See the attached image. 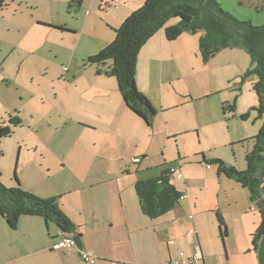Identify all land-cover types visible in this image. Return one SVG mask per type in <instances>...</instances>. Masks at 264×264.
I'll return each instance as SVG.
<instances>
[{"label":"crops","instance_id":"obj_1","mask_svg":"<svg viewBox=\"0 0 264 264\" xmlns=\"http://www.w3.org/2000/svg\"><path fill=\"white\" fill-rule=\"evenodd\" d=\"M241 1L242 3H250L252 8L256 5V11L260 7H264V0ZM144 2L145 0H81L78 6H74L77 11L81 9L82 14L83 12L87 16L93 14L91 22L84 18L86 21L85 28H90L92 34L95 33L96 43H92V45L96 47L98 53V51L113 42L115 38L114 31ZM177 22L175 19L170 20L165 27L173 26ZM164 32V28L158 31L141 48L137 57L135 72L138 91L150 101L157 110V114L163 116V125L167 126L168 117L174 110L178 111L184 107L189 108L192 106L196 111L194 119L181 115V123L182 127H192L190 132L196 133L199 139L203 129L217 130L218 135L221 133V138H225L226 144L254 137L262 123H254L255 128L250 127L248 123H245L246 121L239 120L238 116L248 112L251 107L257 106V96L250 99L247 105L240 106L236 102L234 115L231 116L232 121H228V115L230 114L228 112L223 113L222 107L224 103H229V101H224L220 97L214 103L213 101L207 103L208 98H213L217 94V90L210 89L208 92L201 93V80L198 78L194 81V87H183L179 83L184 78L191 76L188 74L189 71L194 70L195 73L197 71L195 69L199 68L201 63L202 65H208L210 62L219 60V63L224 67H230V70L226 72L231 74L225 78L229 84L233 78L241 77L250 68L248 65L239 64L237 60L240 53L234 51V49H224L204 64L201 61L198 49L201 32L194 35L183 33L174 41H167ZM93 53L96 54V52ZM93 53L88 57L94 55ZM242 58L244 62V57ZM110 64V61L99 66L85 64L86 68L90 70L88 75L79 81L74 80L71 82V79H69L70 92L59 90L61 93L56 99L57 110L52 116H44L47 129L44 131V136L40 137V148L42 154L44 153L42 157L47 162V164L42 162L44 169L49 170L52 167L48 157H53L63 164L65 161H69L73 152L77 150L80 167H73L71 164L69 167L73 171H67L70 176H66L70 188L51 185L52 188L46 189L48 186H44V189L42 188V192H40L42 193L40 197H56L59 208L64 207V210L60 209L77 227L76 231L81 234L80 250L94 258V264H166L170 259H173L176 252L181 251L185 253L198 251L201 254L200 264H218L217 260H223V264H264V235L259 240L256 251L253 250L251 244L252 234L261 223L259 211L254 203L250 201L248 190L224 174L216 172L218 197L212 203V206L205 210H199V208L196 210L195 205L192 206L191 210L194 213L201 215L200 217L204 216L199 220L193 217L192 220H188L189 223L178 224L176 222L174 225L167 226L169 218L163 217L164 215L155 220H150L141 213L135 194V183L138 180L156 178L161 170H168L171 165L160 168L158 172L151 171L143 166L148 159V153L140 150L137 144L139 143L142 126H147L126 107L117 86L114 92L108 91V88H112L111 82H116L114 78L104 74ZM232 65L234 66L233 69H231ZM61 80L64 81L62 78ZM65 82L67 84L66 80ZM54 90L55 88H53ZM201 100H204L202 114ZM123 115L127 120L128 117L131 118L127 122L128 128H131L133 133H129L127 136L123 134V137L120 136L124 133L122 130H117V133L121 139L127 141V151L133 149L131 153L133 156L130 159L133 157L141 159L138 164H132L129 159L128 163L133 167L129 169L131 173L124 171L128 169L126 168V158L120 157V154L125 152V147L122 148V151L116 149L102 151L99 149V139L97 144L89 135L90 133L100 132L106 122L109 126L107 132H109L118 118ZM181 116L179 115V117ZM252 116L253 114L250 113V117ZM124 121L123 118L125 124ZM20 122L22 124V121ZM230 125L232 126V133H235L233 137L229 135ZM223 127L224 133L220 132L223 131ZM149 133L151 132L149 131ZM185 134V130H178L173 136L181 138ZM237 146L243 147L244 161V155L251 150L252 142H247L244 145L235 144V148ZM90 149H93V152L99 151L96 153L103 160L110 159V153H112L114 155L113 159L121 162L119 168L115 166L117 171L84 170L81 165L85 155H91L90 151L87 152ZM203 159L205 161L212 160L202 157L201 161ZM226 161L223 162L227 165H235L231 160ZM242 166H244L242 168L244 170L245 162ZM173 167L182 174L180 163L173 165ZM211 169L212 166L210 165L207 170ZM47 172L49 173V171ZM42 177L45 179L53 178V176L47 178L45 175ZM125 178L133 180L130 183L133 189L131 193L125 191ZM173 180L182 181L183 175L180 180L173 178L170 181L181 194L189 195L187 184H183L182 188L179 189L175 186ZM15 182L9 181L5 185L10 188L17 187V182ZM18 183L22 186L19 180ZM22 188L36 194L34 189ZM68 193H70L68 197L61 199L67 196ZM220 202L221 204H219ZM220 205L223 206L222 209ZM179 208L178 203L172 210L174 211L173 216L181 217ZM208 212L210 214L214 213L215 218L216 213H219L226 227V236L222 238L219 234L216 219L218 233L213 235L216 240V242L213 240L215 242L213 244L210 241L208 242L206 236L204 237V225L207 220L210 226V217L206 216ZM229 215L234 216L237 221V232L228 222ZM45 226L44 220L40 217H22L19 220L17 229L10 230L4 217L0 216V264H33L30 263L29 259L36 253L42 255L40 262H44L43 264H87L81 261L77 249L59 252H52L49 249L57 239L67 235L62 233L55 224L48 226V234L43 241L39 242L40 236H42L41 227ZM190 229H194L196 235L187 239L184 231L186 233ZM142 235H145L147 239H139ZM230 238L237 241L238 251L236 249L230 250ZM219 241H221L223 248L224 242L227 244L228 256L221 252ZM37 245L40 249H37ZM232 254L239 256L237 263H235ZM221 256H225V259H221Z\"/></svg>","mask_w":264,"mask_h":264},{"label":"rangeland","instance_id":"obj_2","mask_svg":"<svg viewBox=\"0 0 264 264\" xmlns=\"http://www.w3.org/2000/svg\"><path fill=\"white\" fill-rule=\"evenodd\" d=\"M71 1L73 0H7L6 6L0 10V125L11 126L10 120L12 119L13 122H15V119L22 121V124L19 122V124L12 127L13 134L10 137L0 140V182L7 187L6 182H15V173L16 178L22 185L17 184V187L34 189L36 194L30 190H24L38 197L42 194L40 192H42L44 186H48L46 189L52 188L51 185L70 188L66 176H70L67 171L73 170L69 166L72 164L73 167H80L76 150L70 160L65 161L63 164L53 157H48L52 167L49 170L44 169L42 162L44 164H47V162L42 157L44 153L42 154L40 148V137L44 136V131L47 129L44 116L55 114L57 110L56 99L61 93L59 90L69 93V79H71V82L74 80L79 81L88 75L90 70L85 66L87 64L86 59L93 52L97 53L96 47L92 45V43H96L95 33L92 34L90 28H85L86 21L84 20L85 18L91 22L93 14L89 16L84 12L82 14L81 9L77 11L73 3L69 6ZM219 5L224 12L229 13L237 20L248 21L253 26L264 24V10H262L264 7H260L256 11V5L252 8L250 3H242L241 0H221ZM234 51L240 53L237 60L239 64L248 65L249 67L250 58L246 51L243 49H234ZM242 57H244V62ZM233 67L232 65L231 69ZM229 70L230 67H224L219 63V60L210 62L208 65H202L201 63V66L195 69V73L194 70L189 71L188 74L191 76L184 78L179 83L183 87H194V81L198 78L201 80V93L208 92L210 89L217 90V94L213 98H208L207 103L208 101L214 103L221 97L224 101H229L228 104L235 100V106L236 102L240 106L247 105L250 99H254L256 96L252 89L254 79L241 81V77H237L236 79L233 78L228 84L225 78L231 74L226 72ZM111 85L112 88H108V91L114 92L117 86L116 82H111ZM53 88H55L54 91ZM203 101L201 100V114ZM178 111L174 110L169 115L166 127L163 125V116L158 114L151 129L142 126L139 143L137 144L140 150L148 153V159L143 166L151 171L158 172L162 167L170 165L173 167V165L180 163L183 180H173V183L179 189L182 188L183 184H187L189 187V195L182 193L183 198L179 201L181 217L173 216L174 211L163 216L169 218L167 226L174 225L176 222L178 224L189 223L188 217L190 215L195 219H201L204 216L200 217L201 215L194 213L191 210L192 206L195 205L196 210L198 208L199 210H205L211 207L218 197V187L216 186L217 166L211 164L213 171L212 169L207 170L205 164L201 161L202 157L206 159L218 158L224 162L231 160L235 163L236 166H233L237 170L244 168L242 166L244 162L243 147L237 146L235 148V144L239 141L226 144L225 138H221V133L218 135L217 130L208 129L201 131V138L199 139L196 133L190 132L192 127H182L181 123L182 116H189L190 119H194L196 112L194 108L192 106L189 108L184 107ZM228 113L230 114L228 115V121H232L231 116L234 113ZM251 113L253 116H249L245 122L248 123V126L254 127L253 124L259 122L263 124V120L258 117L256 112ZM179 115L182 116L179 117ZM32 116L33 118H31ZM128 120H131V118L128 117ZM128 120L123 115L118 118L109 132H107L109 126L106 122L100 132L90 133L89 135L97 144L99 139V149L102 151L106 149L122 151V148L125 147V152L119 154L121 158H126V168L128 169L124 171L131 173L129 169L133 167L128 162L130 157L133 156L131 155L133 149L127 151V141L120 138V136L123 137V134L127 136L129 133H133L132 129L128 128ZM14 128L16 129L14 130ZM117 130H122L124 133L119 136ZM178 130H185L186 134L181 138L173 136ZM220 132L224 133V127L223 131ZM232 132V126L230 125L229 135L233 137L235 133ZM89 151L91 155L86 154L81 165L86 171L89 169L117 171L115 166L119 168L121 164L120 161L113 159L114 155L112 153H110V159L103 160L96 153L99 151L93 152V149H90L87 152ZM118 170L120 171V169ZM63 171H65L64 175ZM43 175L47 178L53 176V178L45 179L42 177ZM132 181L131 178H125L126 193L133 191L130 185ZM69 195L70 193L61 199ZM60 208L64 210L63 206ZM220 208L222 209L223 206L220 205ZM206 216L210 217V226L207 220L204 225V237L206 236L208 242L210 241L213 244L216 242L213 235L218 233L216 218L215 214H210V212ZM228 222L237 232L235 217L229 215ZM50 225L54 224L48 222L47 226L41 227L42 236H40L39 242L43 241L48 234V226L50 227ZM179 231L181 232L180 229ZM146 235L150 238L148 234ZM185 238L190 239L189 237ZM139 239L146 240L147 237L142 235ZM219 247L221 252L226 255L228 252L227 244L224 242L223 248L221 241H219ZM229 248L238 251L235 239L230 238ZM37 249H40L38 245ZM49 249L51 250V247ZM176 256H178V252L173 256V259ZM232 257L235 263L239 261V256L232 254ZM41 258L42 255L36 253L29 260L33 264H43L44 262H40ZM221 259H225V256ZM217 261L218 264H223V260Z\"/></svg>","mask_w":264,"mask_h":264},{"label":"trees","instance_id":"obj_3","mask_svg":"<svg viewBox=\"0 0 264 264\" xmlns=\"http://www.w3.org/2000/svg\"><path fill=\"white\" fill-rule=\"evenodd\" d=\"M221 0H145L144 4L132 12L114 31L112 43L98 53L86 59L89 65H111L105 71L106 76L116 80L120 96L130 112L151 128L157 110L150 101L138 91L135 82L137 57L141 48L158 31L164 28L167 41H174L183 33H202L198 40L201 61L206 64L224 49H243L250 58V68L241 76V81L254 78L252 89L257 96L258 104L238 118L246 121L251 112H256L263 120L257 134L238 142H252L251 150L244 155L245 169L237 170L219 159H203L205 165H216L217 173L224 174L240 184L249 192V198L257 207L261 223L252 234V248L257 250L258 242L264 235V199L261 196L264 177V24L253 26L248 21H240L219 5ZM7 0H0V10ZM81 0H73L75 6ZM173 19L177 23L165 27ZM238 90V89H237ZM240 90V89H239ZM223 113L235 112V100L223 104ZM11 126L0 125V140L12 134V127L20 120H10ZM1 155V153H0ZM140 159V158H139ZM141 161V159H140ZM1 175V173H0ZM14 180L18 183L16 174ZM141 213L155 220L172 211L183 194L171 184L168 171L161 170L158 177L138 180L135 185ZM0 216L4 217L7 227L16 230L22 217H40L46 226L55 224L64 234H70L78 247L81 246V234L76 226L60 210L56 197L41 198L20 187L7 188L0 182ZM219 234L226 236V227L219 213H216ZM53 252V251H52Z\"/></svg>","mask_w":264,"mask_h":264},{"label":"built area","instance_id":"obj_4","mask_svg":"<svg viewBox=\"0 0 264 264\" xmlns=\"http://www.w3.org/2000/svg\"><path fill=\"white\" fill-rule=\"evenodd\" d=\"M132 164H138L140 159L138 157H133L130 159ZM206 168L209 169L210 165H206ZM169 179H177L180 180L182 178V174L176 171L175 167H170L168 170ZM262 198H264V190L261 193ZM183 198V197H182ZM181 198V199H182ZM189 220L193 219V216L190 215L188 217ZM186 237L192 238L196 235V231L194 229H190L185 233ZM70 249H77L78 255L80 259L87 264H94L95 259L91 258L89 254L83 252L78 247L75 239L73 236L64 235L57 239L51 246L52 251H63V250H70ZM201 263V254L198 251H190L189 253H185L183 251L178 253L174 259H170L166 264H200Z\"/></svg>","mask_w":264,"mask_h":264},{"label":"clouds","instance_id":"obj_5","mask_svg":"<svg viewBox=\"0 0 264 264\" xmlns=\"http://www.w3.org/2000/svg\"><path fill=\"white\" fill-rule=\"evenodd\" d=\"M206 166V165H205ZM167 171V170H166ZM262 191H263V189H262ZM262 193V192H261ZM264 199V198H263Z\"/></svg>","mask_w":264,"mask_h":264}]
</instances>
